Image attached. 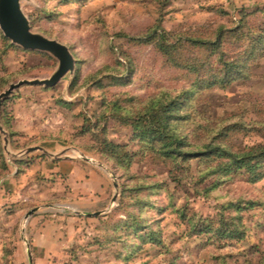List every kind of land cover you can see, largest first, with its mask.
<instances>
[{
	"label": "rangeland",
	"instance_id": "1",
	"mask_svg": "<svg viewBox=\"0 0 264 264\" xmlns=\"http://www.w3.org/2000/svg\"><path fill=\"white\" fill-rule=\"evenodd\" d=\"M20 4L75 65L1 103L0 264H264V163L167 157L143 133L169 103L168 129L188 144L264 145V0ZM57 66L0 31V94ZM51 157L91 159L104 199L75 203L60 181L53 191L39 167Z\"/></svg>",
	"mask_w": 264,
	"mask_h": 264
},
{
	"label": "water",
	"instance_id": "2",
	"mask_svg": "<svg viewBox=\"0 0 264 264\" xmlns=\"http://www.w3.org/2000/svg\"><path fill=\"white\" fill-rule=\"evenodd\" d=\"M21 1L22 0H0V31L12 44L17 45L24 50L50 54L57 60L58 66L48 79L20 80L16 84H10L8 89L0 94V106L4 99L8 98L15 89L21 86L30 85L53 87L67 74L72 73L74 70V58L65 45L57 42L56 40L46 38L43 35L33 33L31 31L29 22L22 12L20 4ZM0 134L4 137V143L6 144V133L1 126ZM38 150L42 151L43 149L40 147L27 148L24 152V156H28L30 153ZM74 152L77 153L76 151H72L73 156H80L78 153V155H75ZM51 158L54 159L53 157ZM65 159L77 161L73 157H66ZM83 159L85 160L84 164L92 166L90 164L91 159L87 157H84ZM54 160H58V157ZM33 213L34 211H30L27 216H30ZM29 263L31 264L30 257Z\"/></svg>",
	"mask_w": 264,
	"mask_h": 264
},
{
	"label": "trees",
	"instance_id": "3",
	"mask_svg": "<svg viewBox=\"0 0 264 264\" xmlns=\"http://www.w3.org/2000/svg\"><path fill=\"white\" fill-rule=\"evenodd\" d=\"M175 111V104H165V106L160 109L157 116L152 115L153 125H143L144 137H152V139L160 145V151L163 156H182L187 159L209 156L224 157L228 159L229 164L233 163V170H240L242 168L251 170L256 168L258 162L252 164L253 161L261 160V163H264V145H257L240 153H233L221 146L220 143L214 141L205 142L200 145L188 144L185 140L186 137L175 136V134L171 133L168 129L169 123L166 122V119ZM221 166L222 165H220V168ZM226 166L227 164H224L222 168ZM217 233H219V231H217Z\"/></svg>",
	"mask_w": 264,
	"mask_h": 264
},
{
	"label": "crops",
	"instance_id": "4",
	"mask_svg": "<svg viewBox=\"0 0 264 264\" xmlns=\"http://www.w3.org/2000/svg\"><path fill=\"white\" fill-rule=\"evenodd\" d=\"M43 177L55 178L53 191H58V181L64 182L70 189V197L83 206H95L105 197L107 184L103 176L92 166L74 160H50L39 164ZM58 196V192H57Z\"/></svg>",
	"mask_w": 264,
	"mask_h": 264
},
{
	"label": "bare ground",
	"instance_id": "5",
	"mask_svg": "<svg viewBox=\"0 0 264 264\" xmlns=\"http://www.w3.org/2000/svg\"><path fill=\"white\" fill-rule=\"evenodd\" d=\"M75 155H78L77 153L74 152Z\"/></svg>",
	"mask_w": 264,
	"mask_h": 264
}]
</instances>
